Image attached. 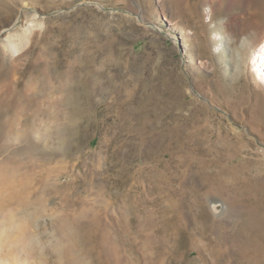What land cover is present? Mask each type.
I'll return each mask as SVG.
<instances>
[{
	"label": "rangeland",
	"instance_id": "obj_1",
	"mask_svg": "<svg viewBox=\"0 0 264 264\" xmlns=\"http://www.w3.org/2000/svg\"><path fill=\"white\" fill-rule=\"evenodd\" d=\"M1 21L0 264H264V0H0Z\"/></svg>",
	"mask_w": 264,
	"mask_h": 264
},
{
	"label": "bare ground",
	"instance_id": "obj_2",
	"mask_svg": "<svg viewBox=\"0 0 264 264\" xmlns=\"http://www.w3.org/2000/svg\"><path fill=\"white\" fill-rule=\"evenodd\" d=\"M6 26L7 21H1L0 31L6 30ZM245 57L248 61L253 80L264 90V43L258 47H253Z\"/></svg>",
	"mask_w": 264,
	"mask_h": 264
}]
</instances>
